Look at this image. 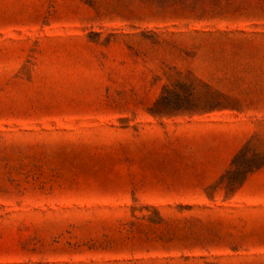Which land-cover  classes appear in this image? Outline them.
Masks as SVG:
<instances>
[{
	"label": "rangeland",
	"instance_id": "374dc122",
	"mask_svg": "<svg viewBox=\"0 0 264 264\" xmlns=\"http://www.w3.org/2000/svg\"><path fill=\"white\" fill-rule=\"evenodd\" d=\"M0 264H264V0H0Z\"/></svg>",
	"mask_w": 264,
	"mask_h": 264
}]
</instances>
